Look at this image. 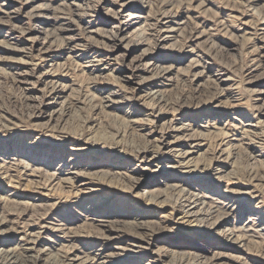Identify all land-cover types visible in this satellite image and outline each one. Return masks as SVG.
<instances>
[{"label":"rangeland","instance_id":"374dc122","mask_svg":"<svg viewBox=\"0 0 264 264\" xmlns=\"http://www.w3.org/2000/svg\"><path fill=\"white\" fill-rule=\"evenodd\" d=\"M35 1L0 0V120H3L0 121V216L7 219V228L18 233L12 241L14 243L18 241V244L24 243L26 242L25 237L35 233L37 249H47L50 253L61 250L63 253L60 252L64 254L72 248L80 257L92 258L97 255L99 257L104 250H97L102 241L94 234L91 228L92 223H97L100 218L121 221L123 218H128L126 213L132 208H140L146 212L148 214L146 220H156L160 217V210L157 206L147 205L143 197L138 195L136 197L134 194L152 187L153 182L159 185L157 180H164L166 175L171 173H168L169 169L161 171L162 175L145 176L138 188L131 190V193H126V190L122 188L126 181L120 182L116 187L118 189L121 187L120 189L124 191H120L113 198L108 195L109 198L106 200L104 197L114 188H105L104 192H100L101 194L98 192L85 193L86 190L81 193L77 192L74 186L62 184L59 181L65 177L67 172L85 175L92 174L94 171H104L107 167L124 172L131 166L137 165L139 169L144 166V159L134 156V151L142 146L143 140L140 133L121 120L125 119L126 114L128 115L126 111L129 107L132 108L130 106L132 101L125 107L116 109V107L102 108L98 100L103 89L110 85L120 95L124 93L125 86H132L131 81L123 85L122 82L118 84L114 82L115 72L112 69L117 66L132 75L133 73L137 75L138 71V75H135L136 79L149 78L154 74L160 75L165 71L163 69L172 67L174 70L171 84H163V87H160L163 97L154 99L153 103L147 100L149 105L161 110L164 107L163 110L168 113L174 108L180 110L179 116L189 120L193 126L198 127L199 124H205L197 130L209 138L206 153L215 154L221 135L229 138V146L235 148L236 152L233 154L230 165L225 168L224 165L222 166L228 173L233 169L228 178L215 179L210 172L183 171L173 173L172 179L189 184L196 192L204 195V200L208 201L206 204L213 205L217 213L227 214L228 222L225 226H229L228 228L234 232L236 237L241 236L249 243L246 246L248 248L238 249L226 246L221 238H214L207 232H196L191 235L207 249L220 251L224 255L229 253L232 255L222 259L219 264H264V232L260 233L257 230L264 228V156H262L263 162H254L248 157V152L253 150L264 155V137L263 142H257L254 138L256 133H259L257 136L264 135V115L258 108L263 103L264 95L258 97L254 92L255 90L264 91V68L257 66L256 56L259 53V47H264V0ZM130 14H138V16L140 14L139 19L132 20L138 22L132 27L137 26L139 31L130 27L125 30L124 38L118 40L119 37L115 35L117 24L127 23V17ZM161 15L163 16L160 17ZM198 33H200L199 36ZM164 44H166L165 48ZM51 54L54 55L53 60ZM165 63L168 65L166 66ZM46 71L50 73V77L44 75ZM30 78L41 80L42 84L39 82L36 84L37 87L49 85L48 87L54 86L57 90L66 91L63 95L65 100L63 97L60 99L61 104L55 113V108L44 106L41 96L36 97L24 89L23 81ZM136 95L134 93L132 100H135ZM156 101L160 102L156 103ZM163 101H167L166 104ZM136 108L141 109L142 107L137 106ZM50 114H54L55 117L49 121ZM39 115L43 118L34 119ZM252 124H257L255 130L250 128ZM250 130L256 133L248 137V134H245ZM91 136H94V139L99 141L98 143H103L105 147L92 144L93 140H88ZM245 141L250 142L253 149L245 146ZM205 148L203 147L201 151ZM148 157L150 155L144 158L148 159ZM167 163L169 164V161L166 158L159 156L158 162L148 167L162 168ZM254 173L263 178L258 185L250 181L251 174ZM168 179H170L169 176ZM100 202L101 205L96 207V203ZM117 212L124 214L118 217ZM114 214L117 217H114ZM43 222L45 224H41ZM157 222L161 226L164 225L160 221ZM248 223V226L245 225ZM151 224L155 225L149 223ZM157 234L153 249L166 244L164 243L167 239L166 233L160 231ZM187 236H189V230L185 228L181 237L188 240ZM54 244L56 246H53ZM87 253L91 255L88 256ZM20 262L21 264H42V260L35 261L33 258L25 259V261L21 259ZM130 262L133 263V261ZM130 262L127 261L126 264H131ZM163 262L164 260L156 264H163Z\"/></svg>","mask_w":264,"mask_h":264},{"label":"bare ground","instance_id":"6f19581e","mask_svg":"<svg viewBox=\"0 0 264 264\" xmlns=\"http://www.w3.org/2000/svg\"><path fill=\"white\" fill-rule=\"evenodd\" d=\"M35 1V0H34ZM65 1V0H64ZM28 2V1H27ZM36 2V1H35ZM62 2V1H61ZM83 2V1H82ZM85 2V1H84ZM120 2V1H119ZM141 2V1H140ZM183 2V1H180ZM234 2V1H233ZM1 3V2H0ZM3 3H5L3 1ZM8 3V2H7ZM34 3V2H33ZM55 3V2H54ZM123 3V2H122ZM125 3V2H124ZM133 3V2H132ZM61 4V3H60ZM79 4V3H78ZM85 4V3H84ZM202 4V3H201ZM2 5V4H1ZM45 5V4H44ZM62 5V4H61ZM82 5V4H81ZM86 5V4H85ZM124 5V4H123ZM131 5V4H129ZM39 6V5H38ZM117 6V5H116ZM139 6V5H138ZM73 7V6H72ZM136 7V6H135ZM143 7V6H142ZM173 7V6H172ZM44 8V7H43ZM106 8V7H105ZM119 8V7H117ZM5 9V8H4ZM138 9V7H137ZM169 9V8H167ZM174 9V8H173ZM189 9V8H188ZM35 10V9H34ZM5 11V10H4ZM10 11V10H9ZM31 11V10H30ZM29 11V13H30ZM45 11V10H44ZM176 11V10H175ZM232 11V10H231ZM3 12V11H2ZM19 12V11H18ZM37 12V11H35ZM54 12V11H53ZM116 12V11H115ZM164 12V11H163ZM28 13V14H29ZM52 13V12H51ZM130 13V12H129ZM150 13V12H149ZM166 13V12H165ZM176 13V12H175ZM37 14V13H36ZM50 14V13H49ZM89 14V13H88ZM95 14V13H94ZM107 14V13H106ZM151 14V13H150ZM13 15V14H12ZM24 15V14H23ZM172 15V14H171ZM1 16V15H0ZM38 16V15H36ZM140 16V14H139ZM137 15H128V19L126 20L127 23L119 22L116 27L115 35L118 36V40L120 38H124L125 30L129 29L133 25H137L138 22H133L132 20L139 19L140 17ZM146 16V15H145ZM161 15L160 17H162ZM183 16V14H182ZM231 16V15H230ZM235 16V15H234ZM247 16V15H246ZM125 17V16H124ZM159 17V18H160ZM179 17V16H178ZM189 17V16H188ZM18 18V17H17ZM143 18V17H142ZM149 18V17H148ZM172 18V17H171ZM90 19V18H89ZM119 19V18H118ZM183 19V18H182ZM181 19V20H182ZM186 19V18H185ZM9 20V19H8ZM16 20V19H15ZM33 20V19H32ZM168 20V19H167ZM173 20V19H171ZM184 20V19H183ZM182 20V21H183ZM189 20V19H188ZM187 20V21H188ZM12 21V20H10ZM144 21V18H143ZM153 21V20H152ZM161 21V19H160ZM164 21V19H163ZM178 21V20H177ZM19 22V21H18ZM33 22V21H32ZM133 22V23H131ZM149 22V21H148ZM181 22V21H179ZM250 22V21H249ZM89 23V22H88ZM145 23V22H143ZM159 23V22H158ZM166 23V22H165ZM168 23V22H167ZM186 23V22H185ZM184 24V23H183ZM12 25V24H11ZM17 25V24H16ZM143 25V24H142ZM164 25V24H163ZM40 26V25H39ZM49 26V25H48ZM48 26L46 27L48 29ZM128 26V27H127ZM153 26V25H152ZM165 26V25H164ZM183 26V25H182ZM196 26V25H195ZM8 27V26H7ZM14 27V26H13ZM16 27V26H15ZM137 27V26H136ZM132 27V28H136ZM174 27V26H170ZM170 27H167L170 29ZM184 27V26H183ZM186 27V26H185ZM34 28V27H33ZM148 28V27H147ZM175 28V27H174ZM100 29V28H99ZM138 29V28H136ZM176 29V28H175ZM182 29V28H181ZM193 29V28H192ZM57 30V29H56ZM88 30V29H87ZM131 30V29H130ZM161 30V29H160ZM191 30V28H190ZM203 30V28H202ZM201 30V31H202ZM242 30V29H241ZM25 31V30H24ZM23 31V32H24ZM45 31V30H44ZM55 31V30H54ZM53 31V32H54ZM134 31V30H132ZM139 31V29H138ZM147 31V30H146ZM150 31V30H149ZM166 32V30L164 29ZM227 31V30H226ZM248 31V30H247ZM246 31V32H247ZM250 31V30H249ZM153 32V31H152ZM179 32V30H178ZM236 32V31H235ZM243 32V31H242ZM19 33V32H18ZM51 33V30H50ZM65 33V32H64ZM174 33V32H173ZM177 33V32H176ZM183 33V32H182ZM21 34V33H20ZM164 34V33H163ZM178 34V33H177ZM200 33H198L199 36ZM18 35V34H17ZM159 35V34H158ZM168 35V34H167ZM172 35V34H171ZM191 35V34H190ZM264 35V34H263ZM16 36V35H15ZM14 36V37H15ZM31 36V35H30ZM35 36V35H34ZM69 36V35H68ZM108 36V35H107ZM111 36V35H110ZM174 36V34H173ZM196 36V33H195ZM194 36V37H195ZM28 37V36H27ZM72 37V36H71ZM101 37V36H100ZM109 37V36H108ZM163 37V36H162ZM167 37V36H166ZM189 37V36H188ZM197 37V36H196ZM215 37V36H214ZM40 38V37H39ZM43 38V37H42ZM129 38V36H128ZM170 38V37H169ZM175 38V37H174ZM24 39V38H23ZM127 39V38H126ZM135 39V38H134ZM219 39V38H218ZM235 39V38H234ZM264 39V38H263ZM5 40V39H4ZM19 40V39H18ZM63 40V39H62ZM71 40V39H70ZM157 40V38H156ZM165 40V37H164ZM163 40V41H164ZM188 40V39H187ZM256 40V39H255ZM3 41V40H2ZM10 41V40H9ZM50 41V40H49ZM79 41V40H78ZM113 41V40H112ZM167 41V40H166ZM170 41V40H169ZM178 41V40H177ZM251 41V40H250ZM81 42V41H79ZM171 42V41H170ZM175 42V40H174ZM173 42V43H174ZM196 42V41H195ZM153 43V42H152ZM164 43V42H163ZM181 43V42H180ZM187 43V42H186ZM12 44V43H11ZM33 44V43H32ZM50 44V43H49ZM112 44V43H111ZM126 44V43H125ZM9 45V44H8ZM15 45V44H14ZM38 45V44H37ZM36 45V46H37ZM161 45V44H160ZM164 44V48H165ZM257 45V44H256ZM3 46V45H2ZM40 46V45H39ZM89 46V45H88ZM87 46V47H88ZM101 46V45H100ZM147 46V45H146ZM13 47V46H11ZM44 47V46H43ZM54 47V46H53ZM132 47V46H131ZM148 47V46H147ZM17 48V47H16ZM30 48V47H29ZM32 48V47H31ZM34 48V47H33ZM92 48V47H91ZM199 48V47H198ZM257 49V47H255ZM259 53H257V60H258V67L264 68V47H259ZM8 49V48H7ZM15 49V47H14ZM41 49V48H40ZM76 49V48H75ZM84 49V48H83ZM155 49V48H154ZM182 49V48H181ZM252 49V48H251ZM20 50V49H18ZM27 50V49H26ZM178 50V49H177ZM258 50V49H257ZM17 51V50H16ZM81 51V50H80ZM131 51V50H130ZM163 51V50H162ZM194 51V49L192 50ZM196 51V50H195ZM14 52V51H13ZM22 52V51H21ZM27 52V51H26ZM54 52V51H52ZM85 52V51H84ZM93 52V50H92ZM99 52V51H98ZM181 52V51H180ZM135 53V52H134ZM143 53V52H142ZM141 53V54H142ZM190 53V52H189ZM45 54V53H44ZM58 54V53H56ZM80 54V53H79ZM83 54V53H82ZM103 54V53H102ZM156 54V53H155ZM161 54V53H159ZM164 54V53H163ZM38 55V54H37ZM48 55V54H47ZM52 55V54H51ZM61 55V54H60ZM70 55V54H69ZM87 55V54H86ZM151 55V54H150ZM148 55V56H150ZM157 55V54H156ZM154 55V56H156ZM168 55V54H167ZM171 55V54H170ZM175 54H173L174 56ZM53 56V57H52ZM51 56L53 60L54 55ZM71 56V55H70ZM77 56V55H76ZM138 56V55H137ZM147 56V57H148ZM21 57V56H20ZM38 57V56H37ZM158 57V55H157ZM160 57V56H159ZM162 57V56H161ZM185 57V56H184ZM193 57V56H192ZM191 57V59H192ZM40 58V57H39ZM49 58V57H48ZM59 58V57H58ZM103 58V57H102ZM155 58V57H153ZM163 58V57H162ZM167 58V57H166ZM196 58V57H195ZM50 59V60H51ZM74 59H76L74 57ZM91 59V58H90ZM89 59V60H90ZM101 59V58H100ZM27 60V59H26ZM45 60V59H44ZM102 60V59H101ZM111 60V59H110ZM170 60V59H169ZM185 60V59H184ZM190 60V59H189ZM188 60V62H189ZM194 59H192L193 61ZM146 61V60H145ZM152 61V60H151ZM163 61V60H162ZM176 61V60H175ZM180 61V60H179ZM16 62V61H15ZM21 62V61H20ZM34 62V61H33ZM36 62V61H35ZM84 62V61H83ZM89 62V61H88ZM102 62V61H101ZM109 62V61H108ZM157 62V61H156ZM168 62V61H167ZM195 62V61H194ZM23 63V62H21ZM25 63V62H24ZM31 63V62H30ZM43 63V62H42ZM53 63V62H52ZM73 63V62H72ZM79 63V62H78ZM77 63V64H78ZM97 63V62H96ZM110 63V62H109ZM114 63V62H113ZM139 63V62H138ZM161 63V62H160ZM178 63V61H177ZM181 63V62H180ZM199 63V62H198ZM197 63V64H198ZM10 64V63H9ZM35 64V63H34ZM91 64V63H90ZM93 64V63H92ZM100 64V63H99ZM105 64V63H104ZM112 64V63H111ZM131 64V63H130ZM134 64V63H133ZM156 64V63H155ZM171 64V63H170ZM191 64V63H190ZM12 65V64H11ZM47 65V64H46ZM86 65V64H85ZM89 65V63H88ZM103 65V64H102ZM101 65V66H102ZM108 65V64H107ZM141 65V64H140ZM166 65V63H165ZM164 65V66H165ZM168 65V64H167ZM166 65V66H167ZM175 65V64H174ZM177 65V64H176ZM175 65V66H176ZM187 65V64H186ZM16 66V65H15ZM20 66V65H19ZM36 66V65H35ZM76 66V65H75ZM116 66V64H115ZM121 66V65H120ZM124 66V65H123ZM128 66V65H127ZM145 66V65H144ZM152 66V65H151ZM160 66V65H159ZM183 66V65H182ZM210 66V65H209ZM46 67V66H45ZM83 67V66H81ZM97 67V66H96ZM108 67V66H107ZM110 67V66H109ZM118 67V66H117ZM115 67L113 72L114 74V82L116 84L126 83L128 81L132 82V86L124 87V93L122 95L118 94L117 91H114L115 88L111 87L104 88L99 97V106L104 107H111L116 109L119 107H125L128 103L135 102L130 104L129 110L126 111L128 115H125L124 124L127 123L128 126L131 128H135L140 133V137L142 138V146L136 149L134 148V156L136 158L142 157L144 159V166L139 169V166H131L124 172H119L118 170H113V168L108 169L104 168V171H94L92 174H83L82 173H75V172H67L65 173V177L61 179L59 182L62 184H69L71 187H75L77 192H81L83 190L85 193L87 192H104L105 188L112 189L109 191L107 195L104 197L106 200L109 198L115 197L118 195L120 191L126 190V193L138 188L141 184L143 178L145 176H155V175H162L161 171H167L168 169L171 172L166 175L164 180H157V185L153 182L152 187H148L147 189H143L142 192H137L134 196L137 197L141 196L146 201L147 205H155L160 210V217H157L156 220H146L148 214L143 212L140 208L135 209L132 208L129 210L126 215L128 218L119 220H110V219H99L97 223H92L91 228L94 230V234L98 236L102 243L100 244L97 250H104L103 254L99 257L94 256L90 257H80L79 254H76L75 249H70L66 253L62 254L63 251L59 250L56 253H50L47 249H37L36 248V240L35 233L29 234L25 237L26 242L18 244L17 242L14 243L12 240L13 238L18 235V233H14L13 229L7 228L8 221L7 219L0 216V264H21L20 260L33 258L35 261L42 260V264H126L127 261H133L131 264H156V262L163 261V264H219L222 259L227 256H232L230 253L228 255H224L222 253L216 252L214 250L207 249V247L199 242H197L192 237L191 234H195L196 232H207L214 238H221L226 246H231L234 248H242L247 246V241L237 237L233 234L231 229H229L225 224L228 222V215L227 214H220L217 213L216 210L211 206L207 205L204 200V195L199 194L195 191V189L190 186L189 184H185L183 182H179L177 180L172 179L173 173L176 172H183V171H201V172H210L211 176L215 179L220 178H228L233 172L224 171L223 167L225 168L227 165H230V161L233 159V154L236 152L234 151L235 148L229 146V138L225 135H221L219 138V143H217L215 154L206 153L208 146H209V138L205 136L201 131H198V127L205 126V124H199L196 127L193 126L189 120L181 118L180 110H176L175 108L173 111L168 113L164 111V107L161 110L156 109L153 105H149L150 103L147 101L161 99L163 97V93L160 90V87H163V84L168 83L166 85H170L172 81V74L174 68L168 67L163 73H159L160 75H152L151 77L146 78H138L136 79V73H128L125 69L121 70L120 68ZM136 67V65H135ZM140 67V66H139ZM155 67V66H154ZM205 67V66H204ZM26 68V67H24ZM29 68V67H28ZM78 68V67H77ZM94 68V67H92ZM91 68V69H92ZM130 68V67H129ZM178 68V67H176ZM180 68V65H179ZM186 68V67H185ZM188 68V67H187ZM198 68V67H197ZM200 68V67H199ZM35 69V68H33ZM46 69V68H45ZM83 69V68H82ZM99 69V68H98ZM104 69V68H103ZM107 69V68H106ZM136 69V68H135ZM183 69V68H182ZM190 69V68H189ZM204 69V68H203ZM209 69V68H208ZM16 70V69H15ZM21 70V69H20ZM23 70V69H22ZM25 70V69H24ZM29 70V69H28ZM27 70V71H28ZM109 70V69H108ZM111 70V69H110ZM89 71V70H88ZM153 71V70H152ZM176 71V70H175ZM216 71V70H215ZM219 71V70H218ZM34 72V71H33ZM51 72V71H50ZM85 73L84 71H82ZM87 72V71H86ZM43 73V72H42ZM56 73V72H55ZM67 74L66 72H63ZM88 73V72H87ZM92 73V72H91ZM109 73V72H108ZM205 73V72H204ZM29 74V73H28ZM41 74V73H40ZM105 74V73H104ZM179 74V72H178ZM184 74V73H183ZM221 74V73H220ZM25 75V74H24ZM46 77H50V73L46 71L44 74ZM53 75V74H52ZM94 75V74H93ZM108 75V74H107ZM110 75V74H109ZM136 75V76H135ZM150 75V74H149ZM180 75V74H179ZM177 75V76H179ZM219 75V74H218ZM23 76V75H22ZM29 76V75H28ZM36 76V73H35ZM98 76V75H97ZM134 76V77H133ZM30 77V76H29ZM27 77V78H29ZM54 77V76H53ZM59 77V76H58ZM20 78V77H19ZM66 78V77H65ZM109 78V77H108ZM135 78L136 80L134 81ZM172 78V79H171ZM175 78V77H174ZM43 79V78H42ZM217 79V78H215ZM21 80V79H20ZM112 80V79H111ZM23 81V80H22ZM98 81V80H97ZM103 81V80H102ZM216 81V80H215ZM42 84L41 80L39 79H27L23 81L24 89L27 93L34 94L36 97L41 96V101H44V106L46 107H53L55 111L61 104V98L66 93L64 90H57L56 87H48L44 85L43 87H37L36 84ZM45 82V81H44ZM51 82V81H50ZM218 82V81H217ZM48 83V82H47ZM66 83V82H65ZM108 83V82H106ZM219 83V82H218ZM53 84V83H52ZM109 84V83H108ZM217 84V83H216ZM220 85V84H219ZM56 86V85H55ZM62 86V84H61ZM247 86V85H246ZM60 87V85H59ZM116 87V86H115ZM101 90V89H100ZM116 90V89H115ZM118 90V89H117ZM70 91V90H69ZM95 91V89L93 90ZM120 91V90H119ZM122 91V90H121ZM120 91V92H121ZM255 94L258 97H262L264 95V91L255 90ZM130 93V94H129ZM134 93H136L135 100L131 97H134ZM220 93V92H219ZM230 93V92H229ZM97 94V93H96ZM224 94V93H222ZM94 95V94H93ZM120 97L118 98V96ZM212 95V94H211ZM34 96V97H35ZM97 96V95H95ZM72 97V96H71ZM211 97V96H210ZM232 97V96H231ZM64 98V97H63ZM90 98V96H89ZM97 98V97H96ZM178 98V97H177ZM264 98V97H263ZM68 99V98H67ZM46 100V103H45ZM65 100V98H64ZM69 100V99H68ZM90 100V99H89ZM211 100V99H210ZM35 101V100H34ZM176 101V100H175ZM174 101V102H175ZM181 101V100H180ZM224 101V100H223ZM247 101V100H246ZM263 103L260 108V112L264 115V100L262 99ZM160 102V101H156ZM164 102V101H163ZM167 101L164 103L166 104ZM178 102V101H177ZM225 102V101H224ZM40 103V102H39ZM81 103V101H80ZM163 103V104H164ZM182 103V102H181ZM38 104V103H37ZM63 104V103H62ZM78 104V103H77ZM138 104V105H137ZM210 104V103H209ZM242 105V104H241ZM140 106L141 109H137L136 107ZM165 106V105H163ZM182 106V105H181ZM240 106V105H239ZM238 106V107H239ZM159 107V106H158ZM157 107V108H158ZM166 107V106H165ZM230 107V106H229ZM110 108V109H111ZM173 108V107H172ZM233 108V107H232ZM237 108V107H236ZM235 108V109H236ZM143 109V111H142ZM44 110V109H43ZM108 110V109H107ZM122 110V109H121ZM166 110V109H165ZM182 110V109H181ZM257 110V109H256ZM42 111V110H40ZM125 112V111H124ZM243 112V111H242ZM42 113V112H41ZM233 113V112H232ZM45 114V113H44ZM123 114V113H122ZM170 114V115H169ZM32 115V114H31ZM124 116V115H123ZM55 117L54 114H50L48 116V120ZM61 117V116H60ZM241 117V116H240ZM9 118V117H7ZM43 118L41 115L35 116L34 119ZM59 118V117H58ZM124 118V117H123ZM10 119V118H9ZM255 119V118H254ZM14 120V119H13ZM42 120V119H41ZM66 120V119H65ZM93 120V119H92ZM211 120V119H210ZM232 120V119H231ZM234 120V119H233ZM249 120V119H248ZM261 120V119H260ZM259 120V121H260ZM1 121V120H0ZM3 121V120H2ZM1 121V122H2ZM7 121V120H6ZM47 121V120H46ZM213 121V120H212ZM236 121V119H235ZM234 121V122H235ZM238 121V120H237ZM250 121V120H249ZM264 121V120H263ZM5 122V121H4ZM15 122V121H14ZM252 122V121H251ZM7 123V122H6ZM197 123V122H196ZM225 123V122H224ZM248 123V122H246ZM262 123V122H261ZM208 124V123H207ZM241 124V123H240ZM251 124V123H249ZM248 124V125H249ZM7 125V124H5ZM244 125V124H242ZM16 126V125H15ZM222 126V125H221ZM264 126V122H263ZM7 127V126H6ZM127 127V126H126ZM257 124L250 125L252 130H255ZM5 129V126L3 125ZM216 128V127H215ZM219 128V127H218ZM224 128V127H223ZM249 128V127H247ZM249 128V129H250ZM58 129V128H57ZM246 129V128H244ZM243 129V130H244ZM258 129V128H257ZM11 130V129H10ZM52 130V129H51ZM132 130V129H131ZM136 130V131H137ZM213 130V128H212ZM250 130L247 135L248 137L251 136L253 131ZM264 130V129H263ZM5 132V130H3ZM208 133L209 130H207ZM217 131V130H216ZM221 131V130H220ZM224 131V129H223ZM257 131V130H256ZM259 131V130H258ZM220 133L219 131H217ZM216 132V133H217ZM229 132V131H227ZM235 132V131H234ZM243 134V133H242ZM254 138L257 142H263L264 135H258ZM139 135V134H138ZM219 136L218 134H216ZM241 135V134H240ZM94 136L88 138V140H93L92 144L99 145V141L94 139ZM237 138V137H236ZM253 138V137H252ZM87 140V142H88ZM235 140V139H234ZM243 139H241L242 141ZM217 141V140H215ZM234 142V141H233ZM236 142V141H235ZM246 142V141H245ZM237 143V142H236ZM264 143V142H263ZM238 141V146L239 145ZM245 146L248 148L250 147V142L244 143ZM252 144V143H251ZM261 143H259L260 145ZM102 147L105 145L102 143L100 144ZM254 145V144H253ZM95 146V145H94ZM262 146V145H261ZM206 147L203 151L201 149ZM235 147V146H234ZM238 147V148H239ZM243 147V146H241ZM256 147V146H255ZM263 147V146H262ZM85 148V147H84ZM257 148V147H256ZM100 149V148H99ZM215 149V148H213ZM212 149V150H213ZM263 150V149H262ZM133 151V150H132ZM130 152V151H129ZM262 152V151H261ZM150 155L148 159L144 157ZM8 155V154H7ZM18 155V154H17ZM78 155V154H77ZM81 155V154H80ZM132 155V154H131ZM24 156V155H23ZM84 156V155H83ZM159 156L166 158L169 161V164L165 165V167L151 169L148 165H152L155 162H158ZM235 156V155H234ZM261 153L255 152H248V157L250 159L259 162H263ZM7 157V156H6ZM14 157V156H13ZM77 157V156H76ZM79 157V156H78ZM21 158V157H20ZM23 158V157H22ZM21 158V159H22ZM5 159V158H4ZM3 159V161H4ZM68 159V158H67ZM2 160V159H1ZM17 160V159H16ZM72 160V159H71ZM20 164V163H19ZM24 164V163H23ZM29 164V162H28ZM73 165V164H72ZM85 165V164H84ZM224 165V166H223ZM58 166V165H57ZM81 166V165H80ZM223 166V167H222ZM111 167V166H110ZM44 168V167H42ZM78 168V167H77ZM100 168V167H98ZM46 169V168H45ZM44 169V170H45ZM101 169V168H100ZM105 169H107L105 171ZM73 170V169H72ZM71 170V171H72ZM75 170V168H74ZM80 170V169H79ZM103 170V169H102ZM124 170V169H123ZM122 171V170H121ZM66 172V171H65ZM78 172V171H77ZM160 173V174H159ZM167 173V172H166ZM37 174V173H36ZM61 174V173H60ZM63 174V173H62ZM58 175V174H57ZM252 177L250 181L255 182L257 185L261 183L263 180L262 176L254 173L251 174ZM168 176L170 179H168ZM36 177V176H35ZM60 177V176H59ZM211 177V178H212ZM257 179H254V178ZM31 180V179H30ZM226 180V179H225ZM233 180V179H232ZM34 182V180H32ZM126 181V183L124 182ZM227 181H229L227 179ZM120 182H124V190L118 189ZM236 180L234 181V183ZM247 184V183H246ZM234 185V184H232ZM262 186V185H261ZM196 188V187H195ZM230 188V187H229ZM236 188V187H235ZM106 189V190H107ZM226 189V188H224ZM231 189V188H230ZM253 189V188H251ZM260 189V188H259ZM74 190V189H73ZM199 190V189H198ZM75 191V190H74ZM108 191V190H107ZM201 191V190H200ZM259 191V190H258ZM76 192V193H77ZM242 192V190H241ZM83 193V192H81ZM79 193V194H81ZM205 193V192H204ZM70 194V193H69ZM242 194V193H241ZM109 195V196H108ZM209 195V194H208ZM67 196V195H66ZM101 196V195H100ZM256 196V195H255ZM10 197V194H9ZM252 197V196H251ZM3 198V197H2ZM216 198V197H215ZM10 199V198H9ZM75 199V198H74ZM219 199V198H217ZM1 200V199H0ZM8 201V200H7ZM88 201V200H87ZM1 202V201H0ZM3 203V202H2ZM23 203V202H22ZM216 203V200H215ZM214 204V203H213ZM100 203H96V207H99ZM216 205V204H215ZM227 205V204H226ZM55 206V205H54ZM217 206V205H216ZM218 207V206H217ZM224 206H222L223 208ZM234 207V206H233ZM232 208V207H231ZM86 209V208H85ZM4 210V209H3ZM166 210V212H162ZM1 211V209H0ZM225 211V210H224ZM222 211V212H224ZM230 211V210H229ZM234 211V210H233ZM262 213V212H261ZM2 214V213H1ZM9 214V213H8ZM11 214V213H10ZM124 213L117 212L116 215L122 216ZM3 215H5L3 213ZM15 215V214H14ZM231 215V214H230ZM250 215V214H249ZM254 215V214H253ZM259 215V214H258ZM8 216V215H7ZM6 216V217H7ZM28 216V215H27ZM36 216V215H35ZM114 217L115 214L113 215ZM237 216V215H236ZM252 216V215H251ZM33 217V216H32ZM101 217V216H100ZM109 217V216H108ZM113 217V218H114ZM255 217V216H254ZM11 218V217H10ZM160 218V219H159ZM230 218V217H229ZM261 218V217H260ZM25 219V218H24ZM118 219V218H116ZM264 219V218H263ZM12 220V219H11ZM254 220V219H253ZM257 220V219H256ZM89 221V220H88ZM157 221H160L164 225H160ZM58 222V221H57ZM91 222V221H90ZM96 222V221H95ZM252 222V221H250ZM149 223H154L155 225H149ZM232 223V222H230ZM32 224V223H31ZM41 224H45L44 222ZM47 224V223H46ZM51 224V223H50ZM159 224V225H158ZM230 225V224H229ZM238 225V224H237ZM245 225H249L245 224ZM253 225V224H252ZM258 225V224H257ZM260 225V224H259ZM13 226V225H12ZM16 226V225H15ZM51 226V225H50ZM62 226V224L60 225ZM75 226V225H74ZM234 226V225H233ZM232 226V227H233ZM239 226V225H238ZM14 227V226H13ZM28 227V226H27ZM30 227V226H29ZM183 227V228H182ZM237 227V226H236ZM243 227V225H242ZM261 227V226H260ZM16 228V227H14ZM38 228V227H37ZM59 228V227H58ZM187 228L189 230V238L185 240V238L181 237L183 235V229ZM259 228V226H258ZM17 229V228H16ZM91 229V230H92ZM182 229V230H181ZM235 229V226L234 228ZM246 229V227H245ZM256 229V227H255ZM37 230V229H36ZM59 230V229H57ZM68 230V229H67ZM90 230V231H91ZM92 230V231H93ZM244 230V228H243ZM242 230V231H243ZM260 233L264 232V228L257 229ZM18 231V230H17ZM30 231V230H27ZM33 231V230H32ZM64 231V230H63ZM160 231L166 233V243L164 246H159L156 248H152L154 245V241L157 237V233ZM247 231V230H246ZM249 231V230H248ZM35 232V231H34ZM252 232V231H251ZM255 232V231H254ZM26 233V232H25ZM69 233V232H68ZM67 233V234H68ZM77 233V232H75ZM239 233V232H238ZM236 234V233H235ZM240 234V233H239ZM259 234V233H258ZM41 235V234H40ZM47 235V234H46ZM53 235V234H52ZM63 235V234H62ZM198 236V234H196ZM22 236V235H20ZM91 236V235H90ZM206 236V235H205ZM49 237V235H48ZM57 237V236H56ZM55 237V238H56ZM252 237V236H251ZM43 238V237H42ZM51 238V237H50ZM74 238V237H73ZM171 238V239H170ZM249 238V237H247ZM259 238V236H258ZM262 238V237H260ZM53 240V238H52ZM55 240V239H54ZM247 240V239H246ZM262 240V239H261ZM38 242V241H37ZM39 243V242H38ZM59 243V241L57 242ZM61 245V244H59ZM45 246V245H44ZM49 246V245H48ZM53 246H56L55 244ZM230 248V247H229ZM248 248V247H246ZM52 249V248H50ZM66 249V248H65ZM78 249V248H77ZM81 249V248H80ZM53 250V249H52ZM55 251V250H54ZM62 253H61V252ZM84 251V250H83ZM93 252V251H92ZM83 254V253H82ZM88 254V253H87ZM90 254V253H89ZM88 254V256H89ZM235 254V253H234ZM81 255V254H80ZM91 255V254H90ZM94 255V254H93ZM239 255V254H238ZM87 256V255H86ZM241 256V255H240ZM239 257V256H238ZM20 259V260H19ZM163 259V260H162ZM236 259V258H235ZM134 260H136L134 262ZM144 260V262L142 261ZM247 260V259H246ZM245 260V261H246ZM250 260V259H249ZM35 263V262H34ZM36 264V263H35ZM240 264V263H239ZM254 264V263H253Z\"/></svg>","mask_w":264,"mask_h":264}]
</instances>
